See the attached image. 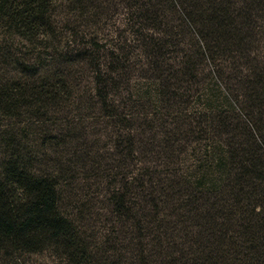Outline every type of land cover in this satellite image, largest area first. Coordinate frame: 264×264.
Returning a JSON list of instances; mask_svg holds the SVG:
<instances>
[{"label":"trees","instance_id":"1","mask_svg":"<svg viewBox=\"0 0 264 264\" xmlns=\"http://www.w3.org/2000/svg\"><path fill=\"white\" fill-rule=\"evenodd\" d=\"M262 27L264 0H0L6 264H264ZM181 132L185 171L133 168L177 161Z\"/></svg>","mask_w":264,"mask_h":264},{"label":"rangeland","instance_id":"2","mask_svg":"<svg viewBox=\"0 0 264 264\" xmlns=\"http://www.w3.org/2000/svg\"><path fill=\"white\" fill-rule=\"evenodd\" d=\"M119 10H120V7H118V11ZM119 12H121V10ZM263 30H264V27H262V29H261L262 32L258 35L259 41L257 44H255L257 49L255 50V53L253 56L256 57L257 62H258V66L260 68L264 69V31ZM22 52H24V50H22ZM1 63H2V61H1ZM0 67H1V65H0ZM81 69L77 68V71H79V70L80 71L77 75L78 79L76 81H77V83H79L81 85L80 87L83 89V91L89 93L90 88H91V84L89 82L90 74L86 71V69H82V70ZM1 74L2 73L0 72V75ZM137 85L140 88L143 87V90H146L148 83H147V81H145L143 79H139V81H137ZM74 108H75V106H73V109H70V112L67 114V118L69 119V122L73 121L76 114H77V112L74 111ZM182 109L183 110L181 111V116L185 117V103L183 104ZM101 116L102 115L100 114V112H97L93 116V118L87 119V122L84 125L87 126L88 133L91 135L93 134V136L89 137V140L96 142L99 147H103L105 149L104 154L108 155V153L111 152L110 149L108 148V147H110L111 143L105 134L108 131L113 130L114 127L111 126V124L106 125L104 122L105 119H102ZM165 120L167 123L170 122V119H165ZM144 128H145V125H144ZM94 134H98V136L100 134H103V135H101V137H99V139H98V136L96 135L97 137L95 140ZM181 136L182 137L184 136L182 139L183 141H179L178 146H176V148H175L176 149L175 153L177 154V161L174 160V163H170L166 166H159V167H155V165H153V163H151V162L146 163L143 161H136L137 165H136V167H133V168L136 169L139 167L140 168H146L147 167L149 169H155V170L173 169V170L185 171V168L190 163V160L187 157L188 152H186V151H188V148H187L188 145H185V133L184 132H181L180 134L178 133V135H175V138L178 139ZM140 160H141V157H140ZM94 204L96 205V207L93 206V211L95 212L94 217H96V214H99V215H97L99 218L106 214V212H107L106 207L102 203H99V201H98V202H95ZM85 205L88 207L91 206V204H85ZM94 220H95V222H94ZM94 220H92L90 223L91 224V230H90L91 233H93V232L97 233V232L101 231V229H102V224L99 223L98 221H96V218H94ZM21 261L23 264H58L57 259L53 255H51L49 252L24 254L21 257ZM0 264H6V260L1 255H0Z\"/></svg>","mask_w":264,"mask_h":264}]
</instances>
